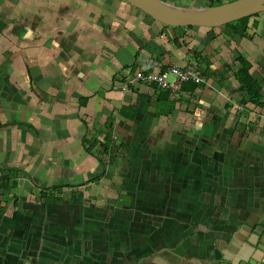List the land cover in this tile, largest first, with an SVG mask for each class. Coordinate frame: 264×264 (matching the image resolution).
I'll return each mask as SVG.
<instances>
[{
	"label": "crops",
	"instance_id": "1",
	"mask_svg": "<svg viewBox=\"0 0 264 264\" xmlns=\"http://www.w3.org/2000/svg\"><path fill=\"white\" fill-rule=\"evenodd\" d=\"M250 25L0 0V264H264V108L235 76L242 53L264 102V12ZM193 62L179 91L130 80Z\"/></svg>",
	"mask_w": 264,
	"mask_h": 264
},
{
	"label": "water",
	"instance_id": "2",
	"mask_svg": "<svg viewBox=\"0 0 264 264\" xmlns=\"http://www.w3.org/2000/svg\"><path fill=\"white\" fill-rule=\"evenodd\" d=\"M156 21L173 27L219 28L264 12V0H231L205 7H183L166 0H126Z\"/></svg>",
	"mask_w": 264,
	"mask_h": 264
},
{
	"label": "trees",
	"instance_id": "3",
	"mask_svg": "<svg viewBox=\"0 0 264 264\" xmlns=\"http://www.w3.org/2000/svg\"><path fill=\"white\" fill-rule=\"evenodd\" d=\"M213 5V3H211ZM219 4V3H218ZM260 13L251 15V16H246L243 17L239 20L233 21L225 25V29H228L231 31L232 36H241V37H251L249 34L250 30L252 29L250 25V20L252 17L259 15ZM164 25V24H163ZM168 27L167 25H164ZM186 28H194V26H188ZM209 29L210 32L215 31L216 29L219 28H206ZM177 42V41H176ZM237 63H238V69L235 72V76L239 83L241 84L239 93L241 95V101L242 103H252L255 104L256 106H259L260 110L264 108V102H263V96H262V84L261 81L256 79L252 72V63L250 60L240 53L237 57ZM264 111L261 112V118L262 121H264V117L262 116ZM113 146V144L111 145Z\"/></svg>",
	"mask_w": 264,
	"mask_h": 264
},
{
	"label": "built area",
	"instance_id": "4",
	"mask_svg": "<svg viewBox=\"0 0 264 264\" xmlns=\"http://www.w3.org/2000/svg\"><path fill=\"white\" fill-rule=\"evenodd\" d=\"M173 76V79H171ZM134 82H145L149 84H156L159 89L179 91L182 89L183 84L187 82H194L197 84L203 83L205 78L201 74L197 63H191L186 67H180L178 65H170L165 68L153 71H144L139 69L135 74L130 77ZM124 91L129 90V82L125 81L121 83ZM264 117V113L262 115ZM262 134L264 136V125L261 127Z\"/></svg>",
	"mask_w": 264,
	"mask_h": 264
},
{
	"label": "rangeland",
	"instance_id": "5",
	"mask_svg": "<svg viewBox=\"0 0 264 264\" xmlns=\"http://www.w3.org/2000/svg\"><path fill=\"white\" fill-rule=\"evenodd\" d=\"M177 1H180V3H184L183 0H170V2H177ZM193 1V0H192ZM228 1H231V0H209V3H213V4H218V3H225V2H228ZM208 3V1H207ZM170 27H173V26H170ZM179 28V27H177ZM181 28H186V27H181ZM187 29H190V28H187ZM153 71V70H152ZM171 78H173V76H171Z\"/></svg>",
	"mask_w": 264,
	"mask_h": 264
}]
</instances>
